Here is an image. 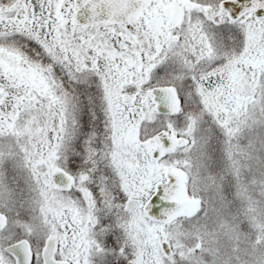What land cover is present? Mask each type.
Returning <instances> with one entry per match:
<instances>
[{
  "label": "snow or ice",
  "instance_id": "snow-or-ice-1",
  "mask_svg": "<svg viewBox=\"0 0 264 264\" xmlns=\"http://www.w3.org/2000/svg\"><path fill=\"white\" fill-rule=\"evenodd\" d=\"M0 264H264V0H0Z\"/></svg>",
  "mask_w": 264,
  "mask_h": 264
}]
</instances>
